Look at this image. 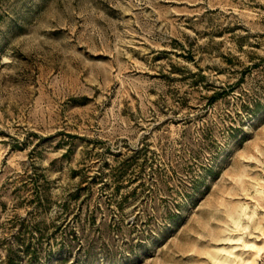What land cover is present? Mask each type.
Here are the masks:
<instances>
[{"label": "rangeland", "instance_id": "374dc122", "mask_svg": "<svg viewBox=\"0 0 264 264\" xmlns=\"http://www.w3.org/2000/svg\"><path fill=\"white\" fill-rule=\"evenodd\" d=\"M23 222L19 264H264V0H0V262Z\"/></svg>", "mask_w": 264, "mask_h": 264}, {"label": "trees", "instance_id": "16d2710c", "mask_svg": "<svg viewBox=\"0 0 264 264\" xmlns=\"http://www.w3.org/2000/svg\"><path fill=\"white\" fill-rule=\"evenodd\" d=\"M205 77L204 75H202V78ZM193 85H199L198 83H196L195 81V84ZM221 93L220 92H215L211 97H210V102L211 103H214L215 101H217L220 97H222V95H220ZM246 108V111L249 112V113H254L255 112V109H252L250 107H245ZM232 129V132L230 134L231 137H234L236 136V133H237V128H233L231 127ZM205 172L208 174L209 172H212V169L211 168H207L205 169ZM213 174V173H212ZM202 177H204L203 175L201 176H198V177H194L192 179V186H191V189L193 190V193H190L187 191V189H185V195L184 197L186 198L185 199V202L184 203H188L189 201H191V203H189L190 205L193 203L196 202V200L194 201L193 198L195 196V194L201 192V188H202ZM77 198V197H75ZM176 209H177V212L175 211H169L168 212V218H173L175 219L176 217H178L182 211V204L181 203H177L176 205ZM172 219V220H173ZM25 221V220H24ZM21 227L24 229L22 230V232L19 233L18 236H15V239L17 241V244L19 246V249L18 250H14L12 247H10L8 249V255H7V259L4 260V261H1L0 264H19V262L21 261V258L23 255H26L27 257H29L30 259V263H32L34 260H37L38 259V256L40 254L39 252V248L37 247H34L33 246V238H35L34 233L36 232H39L40 230L36 227V226H31V225H25V223L23 222L21 224ZM28 234H31L32 235V238L30 237H27ZM72 235L75 234V231L73 233H71ZM40 235L41 236H38L36 239L38 241H40V239L43 238V235L42 233L40 232ZM82 246V245H81ZM80 246V247H81ZM21 249V250H20ZM22 251V253H20Z\"/></svg>", "mask_w": 264, "mask_h": 264}]
</instances>
